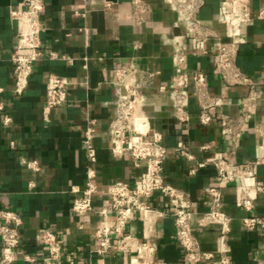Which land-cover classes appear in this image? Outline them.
Wrapping results in <instances>:
<instances>
[{
	"label": "crops",
	"instance_id": "obj_1",
	"mask_svg": "<svg viewBox=\"0 0 264 264\" xmlns=\"http://www.w3.org/2000/svg\"><path fill=\"white\" fill-rule=\"evenodd\" d=\"M44 1L43 57L35 65L25 95L15 99L11 56L16 48L17 29L11 12L20 8L21 0H0V88L3 89L0 103L5 108L0 112V208L17 212L23 220L24 247L16 252L19 259L16 264H44L48 251L35 242L42 228L53 231L64 246L63 264H78L81 260H93L95 264H131L148 241L156 248L155 263L184 262L174 220L169 215H155L151 231L142 213L134 214L126 234L137 239L138 245L126 252L113 250L96 257L91 253L98 247L96 232L105 223L114 226L116 213L109 211L107 219L99 215L103 208L111 209L104 193L95 199L94 212L79 217L72 211L74 198L79 195L72 188H82L86 181L88 164L83 139L90 120L96 122L93 143L98 158L95 183L99 188L104 189L117 181L133 183L141 173V168L128 156L115 157L110 149L108 128L115 115L116 101L112 81L117 68L127 63L134 65L142 80L146 110L154 118L155 127L166 132L169 149L166 178L188 194L195 213V232L202 248L216 251L219 227L200 229L196 223L199 215L209 209V198L204 191L216 185V173L210 166L199 169L198 165L217 152L228 153L232 145L220 137V122L210 126L200 124L193 98L187 107L190 122L183 126L173 117L170 93L159 92L161 85L168 90L171 88L172 75L176 72L172 57V37L178 33L173 27L175 13L164 0H146L151 8L148 20L137 25L133 18V0ZM220 2L206 0L197 18L212 20ZM251 2L256 12L263 0ZM214 28L224 37L223 26L215 25ZM185 43L188 57L181 73L189 82L196 69L205 72L212 90L227 102L217 111L236 117L247 89L230 88L222 83L215 64L213 41L203 44L209 52L207 55L198 54L190 40ZM239 45V67L251 77L264 80V21L255 20L245 27ZM156 72H161L159 77H146ZM53 74L68 79L70 94L65 105L48 113L45 111L47 78ZM4 115L11 118L9 125L3 124ZM257 124H264V89L262 99L246 123L236 155L237 163L245 169L250 168L249 162L260 161L256 176L222 187L225 211L233 219L232 264L264 261V228L248 231L242 222L247 216L264 217V194L255 196L254 213L248 214L236 204L242 187L264 184V136L255 132ZM179 141L185 142L191 159L179 155ZM205 145H210V149L204 150ZM28 162H37L40 170L33 171L27 166ZM194 169L196 172L192 173ZM148 203L155 211H167L165 199L160 195H154ZM111 238L117 245L121 236ZM25 252L30 253L35 262L25 263Z\"/></svg>",
	"mask_w": 264,
	"mask_h": 264
},
{
	"label": "built area",
	"instance_id": "obj_2",
	"mask_svg": "<svg viewBox=\"0 0 264 264\" xmlns=\"http://www.w3.org/2000/svg\"><path fill=\"white\" fill-rule=\"evenodd\" d=\"M170 10L175 13L173 27L178 33L172 37L173 62L176 72L172 75V86L168 90L161 85L159 92H168L172 99V114L178 123L186 126L191 119L187 109L193 98L199 111V122L202 126L221 123L220 137L231 143L228 153L217 152L207 161L198 165L199 169L212 167L216 173V185L205 189L209 198V209L202 212L196 220L200 229L218 226L217 250L207 251L195 232L193 204L187 193L168 182L165 164L169 155L166 142V132L157 129L154 118L146 110V98L142 93L143 83L138 78L137 70L132 63L120 65L112 81L116 96L115 115L111 121L108 133L110 136L111 152L115 157L128 156L139 168L141 173L133 183L117 181L100 189L95 183L97 177L98 158L93 143L96 133V122H88L83 145L87 159L86 181L82 188L73 187L75 193L72 211L76 216L94 212V201L100 193H104L111 204V209L103 208L99 215L108 218L109 211L116 213V223L111 226L105 223L96 232L98 247L91 251L96 257H102L115 250L126 252L138 245L137 239L126 234V227L133 215L142 213L144 219L153 230V217L169 215L175 224V234L182 248L184 262L179 264H232V222L233 219L225 211L226 202L222 187L236 183L243 178H255L260 161L249 162L250 168H242L236 161L239 145L244 137L246 123L252 111L263 97L264 80L251 77L239 67V39L245 27L251 26L255 20L264 21V0L259 9L252 10L251 0H221L217 14L210 21L197 18L204 8L206 0H164ZM133 18L137 25H143L148 20L150 5L146 0H133ZM20 8L11 12L16 23L17 43L11 56L14 66V82L12 95L20 99L25 95L30 84V78L35 65L42 59V32L45 30L43 14L44 0H21ZM215 25L225 29L224 37L216 30ZM190 40L198 54L207 55L209 52L203 44L211 40L215 45L214 58L222 83L230 88L245 87L247 94L239 102V114L231 116L217 111L226 105L225 99L212 90L211 81L205 72L196 69L190 75V81L181 73L186 68L188 48L185 43ZM52 58L55 54L51 55ZM161 72L148 73L146 77H159ZM70 82L66 77L50 75L47 78L45 111L65 105L68 101ZM3 89L0 88V93ZM0 103V112H4ZM4 125L11 123V118L4 115ZM255 132L264 136V124H257ZM204 150L210 149L205 145ZM179 155L191 159L192 156L184 141L177 143ZM27 166L33 171H39L37 162H28ZM195 173L196 170H192ZM264 194V184L244 186L239 190L236 204L246 213L256 211L255 196ZM154 195L165 199L167 211H155L148 203ZM243 225L248 231L257 227L264 228V217L247 216ZM23 220L21 216L10 209L0 208V264H16V252L24 247L22 233ZM121 236L117 245L112 242V236ZM35 242L48 251L44 264H63L65 248L57 235L47 229L38 231ZM155 246L148 241L141 246L140 253L131 264H168L164 261L154 262ZM25 263H33L35 259L30 253H23ZM78 264H95V261H83ZM257 264H264L259 261Z\"/></svg>",
	"mask_w": 264,
	"mask_h": 264
}]
</instances>
